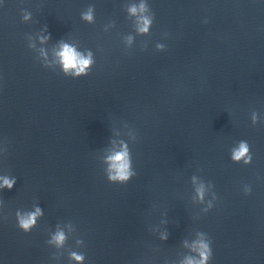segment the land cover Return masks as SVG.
<instances>
[{"label": "clouds", "instance_id": "9594fccd", "mask_svg": "<svg viewBox=\"0 0 264 264\" xmlns=\"http://www.w3.org/2000/svg\"><path fill=\"white\" fill-rule=\"evenodd\" d=\"M130 11L135 14L137 12V8L132 7ZM139 11H145V5L141 4ZM83 18L88 21L92 20L91 9L83 15ZM150 23L151 21L147 17H142L141 27L139 28V31L147 32ZM57 56L60 58L65 72L73 71L75 75H81L85 73L87 67L91 64L90 56L87 58L84 57L68 44H63L61 46V50L57 53ZM248 151L249 149L247 143L241 142L239 149L233 152L232 159L235 161H239L247 155ZM108 160L110 161V180L123 182L127 181L130 176L133 175L130 170L131 164L126 148L123 151L114 153L113 155L108 157ZM250 160L251 156H248V159L245 160V163L250 162ZM14 183V180H9L5 178L2 186H7L9 189H11ZM198 191L202 196L203 188L201 187L200 189H198ZM40 214L41 210L39 208H37L34 213H30L26 216H21L18 213L17 216L19 221V227H21L24 231H29L31 227L35 224L36 217ZM64 240L65 235L63 232H57L53 237V241L57 245H62ZM195 249L199 252L200 259L194 260L192 258H189L186 260V264H207V261L212 256V249L209 243L201 240L197 243ZM72 257L77 261H81L83 259L81 255H77L75 253L72 254Z\"/></svg>", "mask_w": 264, "mask_h": 264}]
</instances>
